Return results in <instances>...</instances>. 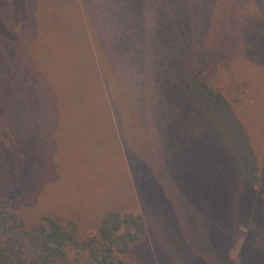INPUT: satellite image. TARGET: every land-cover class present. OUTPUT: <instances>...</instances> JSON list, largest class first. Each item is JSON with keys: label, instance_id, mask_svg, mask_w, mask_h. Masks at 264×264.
<instances>
[{"label": "rangeland", "instance_id": "obj_1", "mask_svg": "<svg viewBox=\"0 0 264 264\" xmlns=\"http://www.w3.org/2000/svg\"><path fill=\"white\" fill-rule=\"evenodd\" d=\"M0 209L264 264V0H0Z\"/></svg>", "mask_w": 264, "mask_h": 264}, {"label": "trees", "instance_id": "obj_2", "mask_svg": "<svg viewBox=\"0 0 264 264\" xmlns=\"http://www.w3.org/2000/svg\"><path fill=\"white\" fill-rule=\"evenodd\" d=\"M0 236V264H124L118 257L145 241L146 225L138 215L112 211L103 215L94 235L82 237L58 218L29 223L12 209H0ZM225 249V244L218 249L220 260Z\"/></svg>", "mask_w": 264, "mask_h": 264}]
</instances>
